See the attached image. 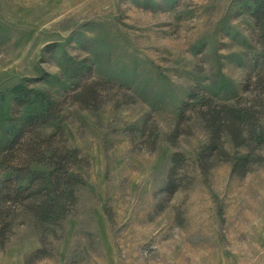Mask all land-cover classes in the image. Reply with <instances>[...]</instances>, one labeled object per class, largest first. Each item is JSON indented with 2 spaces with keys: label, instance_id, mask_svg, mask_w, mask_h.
Instances as JSON below:
<instances>
[{
  "label": "rangeland",
  "instance_id": "374dc122",
  "mask_svg": "<svg viewBox=\"0 0 264 264\" xmlns=\"http://www.w3.org/2000/svg\"><path fill=\"white\" fill-rule=\"evenodd\" d=\"M238 9L237 0H0V151L24 85L62 103L40 131L61 129L85 180L59 224H18L0 264H264V150L245 176L227 161L204 173L209 132L191 111L169 140L194 90L220 101L242 93L259 48ZM96 82L84 108L77 93ZM178 151L191 185L169 197L161 190Z\"/></svg>",
  "mask_w": 264,
  "mask_h": 264
},
{
  "label": "trees",
  "instance_id": "16d2710c",
  "mask_svg": "<svg viewBox=\"0 0 264 264\" xmlns=\"http://www.w3.org/2000/svg\"><path fill=\"white\" fill-rule=\"evenodd\" d=\"M237 5L238 15H249L253 23L251 37L259 48L249 60L242 93L230 101H220L207 94L200 96L194 90L195 96L191 93L183 104L177 127L169 136L175 143L183 134L180 127L185 114L189 111L197 114L209 132V140L199 154V166L204 173H209L216 163L227 161L232 163L233 173L245 176L253 166L263 162L260 153L264 150V0H237ZM97 84L78 91L77 101L84 108H90L97 100ZM14 92L17 126L0 151L1 247L24 219L49 227L63 221L78 204V188L85 182L75 171L82 162L81 153L66 144L61 129L48 136L40 131L56 119L62 103L24 85ZM158 139L159 134L152 143L153 150ZM228 139L235 153L227 149ZM187 161L180 151L172 154L167 183L161 193L172 197L191 185Z\"/></svg>",
  "mask_w": 264,
  "mask_h": 264
}]
</instances>
